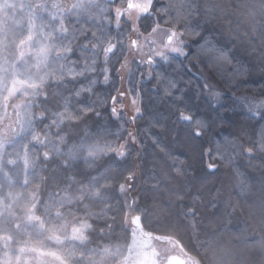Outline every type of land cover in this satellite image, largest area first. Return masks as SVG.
Masks as SVG:
<instances>
[{
	"label": "snow or ice",
	"instance_id": "obj_1",
	"mask_svg": "<svg viewBox=\"0 0 264 264\" xmlns=\"http://www.w3.org/2000/svg\"><path fill=\"white\" fill-rule=\"evenodd\" d=\"M154 4L0 0V109L6 116L10 106L14 116L0 127V264H264V171L257 187L239 167L233 168L237 187L248 197L247 204L226 202L228 215L239 210L245 216L248 226L239 233L224 229L222 220L217 224L216 213L205 217L202 209L216 208L215 200L204 204L199 193L192 195L165 169L153 177L150 206L112 203H120L114 191H126L120 181L132 179L130 172L125 176L129 145L120 142L121 136L107 139L98 121L97 128L84 129L93 114L102 116L98 106H106L109 99L116 104L111 93L117 91L115 80L128 67L129 55L133 65H147L150 71L157 63L187 56L188 41L201 35L199 25L191 27L198 17L219 24L233 45L257 57L264 68V0H168L160 8ZM149 19L150 28L142 27ZM201 48L209 55L208 69L226 77V91L205 84L211 111L197 118L193 108L177 104L174 124L191 139L230 124L236 129L235 142L225 138V143L235 148L233 155L242 156L248 167L259 158L264 167V123L253 135L250 124L226 116L246 110L249 122H264V99L239 95L237 82L246 74L229 70L232 60L222 50ZM101 83L112 87L104 100H93ZM175 87L171 84L166 94L172 95ZM110 111L118 116L115 106ZM136 112L132 122L140 115L139 109ZM127 135L135 142L132 133ZM176 142H182L179 133ZM224 159L231 163L229 157ZM208 168L214 171L215 166ZM114 170L120 175H111ZM174 171L184 173L178 166ZM118 216L119 229L114 227ZM153 216L160 219L156 228L165 233L154 238L178 247L187 259L155 249L153 232L142 224L151 223ZM117 232L122 243L105 244L106 236Z\"/></svg>",
	"mask_w": 264,
	"mask_h": 264
},
{
	"label": "trees",
	"instance_id": "obj_2",
	"mask_svg": "<svg viewBox=\"0 0 264 264\" xmlns=\"http://www.w3.org/2000/svg\"><path fill=\"white\" fill-rule=\"evenodd\" d=\"M167 2L168 0H155L154 7L160 8ZM223 2L229 3L230 0H223ZM151 24L152 21L149 19L143 22L142 27L150 28ZM197 25H199L198 28ZM161 27L165 26L161 25ZM191 27L197 28L201 35L195 41H188L189 47L186 49L187 56L185 58H177L169 64L157 63L153 66L149 77L146 76L147 67L135 65L131 71L129 90L139 96L140 101V115L132 123L134 143H128L130 137L127 133L131 132L125 115L121 114L115 117L112 115L110 109L113 104L110 99L106 106L97 107L102 116L96 117L93 114L92 120L88 121V127L84 130L97 128L96 121H98L99 126H102L104 130L102 135L107 139L113 140L117 136H121L123 140L120 142L127 141L129 145V157L126 161L128 171L125 172V176L130 172L132 179L120 181L125 183L126 191L125 193H120L118 190L113 192V196L118 197L120 201L118 204L116 200H113L114 206L120 207L125 201L129 204L136 201L141 208L146 205L150 206L153 177H158L161 170L165 169L173 177H176L180 184L187 186L192 195L199 193L203 197L204 204L215 200L216 208L202 209L205 217L212 218V213H216L219 217L217 224H220L222 220L224 229L232 233H239L248 226L245 216L239 210L235 214L228 215L231 213V209H228L227 213L225 212L226 202L230 200L237 205L247 204L248 197L242 194L237 187L236 181L233 179V168L239 167L248 183L258 187L262 178L261 173L264 171L260 159L257 158L253 161V166L248 167V161L242 156L233 155L235 148L225 143V138L235 142L236 129L230 124H225L222 128H212L206 136L191 139L181 130L180 126L174 124V118L176 105L181 103L193 108L197 118H204L211 111L205 99L209 97V93L204 88L205 84L200 75L217 90L226 91L223 83L226 77H221L208 69L209 55L202 51L201 45L205 47L210 45L218 51L222 50L232 60L229 70L234 67L246 74L237 82L241 87L239 95L254 97L257 100L264 99V96L260 95L264 92V68L260 66L257 57L245 52L239 44L233 45L221 32L219 24L206 22L197 17L192 20ZM173 83L176 87L171 89L172 95H167L166 90ZM111 87L112 84L105 86L101 83L98 85L100 90L92 99L104 100ZM115 88L117 91H113L111 94L117 97L120 78L115 80ZM176 96H180L181 100H177ZM223 102L222 100L221 103ZM247 115L246 110L243 114H240V110H238L235 116L226 114L229 121L235 120L241 124H250L249 131L255 135L256 132L253 130H258V125L264 122L257 120L249 122ZM177 133L182 139L180 143L176 142ZM70 135H76V133L70 131ZM224 157H229L231 163H227ZM173 158L176 164L173 163ZM209 164L215 166L214 171H209ZM177 166L184 170L182 175H178L174 171ZM111 175L119 176L120 170H114ZM167 202L165 200V203ZM130 217H132L131 214L128 218ZM159 223L160 219L157 216L151 218V223L142 220L145 231H152L153 236L165 234L156 228ZM114 227L117 229L122 227L119 216ZM171 238L177 239L175 236ZM185 242H187L186 238ZM120 243H122V239L119 232L105 238V244L109 246L117 247ZM128 243H131V233H129ZM182 258L186 259L187 257Z\"/></svg>",
	"mask_w": 264,
	"mask_h": 264
},
{
	"label": "rangeland",
	"instance_id": "obj_3",
	"mask_svg": "<svg viewBox=\"0 0 264 264\" xmlns=\"http://www.w3.org/2000/svg\"><path fill=\"white\" fill-rule=\"evenodd\" d=\"M131 39H132V37L130 36L129 40H131ZM178 58H185V56H180ZM136 59H140V58L136 57ZM132 60H133V56L129 55L128 56V67L119 72L120 89H119V92L117 94V102L113 106L116 107L118 115H121V114L125 115L128 123L130 124V132L133 135V132H132L133 131V128H132V123H133L132 122V117L136 116V114H137L136 110L137 109H139V111H140V101H139V96L133 95L130 92L129 86H128L129 77H130V71H132V69L135 66L132 63ZM171 62H169V63H171ZM169 63H167V64H169ZM140 65L143 66V67H147L146 76L149 77L151 75V73H150L151 71L149 70V66L144 65V64H140ZM200 78H201V80L203 81L204 84H210L202 75H200ZM121 92L124 93V95L122 97L120 96ZM133 99H135V104H133ZM222 100H223V97H221V102H222ZM11 103H12V101H8L9 105H11ZM0 117H3V123L0 124V126H2V127L6 126L7 123L11 119L14 118L12 108L9 106V108L7 109V115L6 116L4 115L3 110L0 109ZM128 143H134L131 137H130ZM130 183H131V181H130ZM131 218L132 217L128 218V224H127V227H129L130 229L133 227L131 225V223H130ZM154 237L155 236H153V239H152L151 243H152V245L155 247V249L158 252L167 249L169 255H171V256H179L181 258L183 257V255L180 252L178 247H174L173 245L168 244L167 241H157Z\"/></svg>",
	"mask_w": 264,
	"mask_h": 264
}]
</instances>
